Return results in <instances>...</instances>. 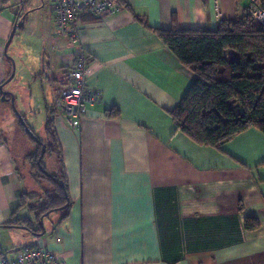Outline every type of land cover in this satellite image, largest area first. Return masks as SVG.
Wrapping results in <instances>:
<instances>
[{
	"label": "crops",
	"instance_id": "0c3cea01",
	"mask_svg": "<svg viewBox=\"0 0 264 264\" xmlns=\"http://www.w3.org/2000/svg\"><path fill=\"white\" fill-rule=\"evenodd\" d=\"M118 3L115 15L82 16L81 43L74 45L57 33L48 0L43 64L57 81L85 56L86 87L102 98L78 129L56 116L72 200L68 214L45 217L43 235L1 227L0 254L14 258L25 247H39L64 264H264V132L250 128L222 148L182 132L171 112L197 75L158 31H213L247 12V2ZM20 7L0 0V87L11 73L5 46ZM24 183L1 142L0 225L13 215H35L22 214ZM248 218L258 219L259 227L248 230Z\"/></svg>",
	"mask_w": 264,
	"mask_h": 264
},
{
	"label": "trees",
	"instance_id": "16d2710c",
	"mask_svg": "<svg viewBox=\"0 0 264 264\" xmlns=\"http://www.w3.org/2000/svg\"><path fill=\"white\" fill-rule=\"evenodd\" d=\"M26 3L25 1L20 7L18 19L23 15L27 17L28 10L23 11ZM158 31L163 43L183 65L197 75L180 103L171 112L182 132L200 145L216 148H222L250 128L256 127L264 132V25H259L247 10L235 19L223 21L213 31ZM38 74L42 75L44 71ZM69 75L54 81L53 87H57L54 89V99L68 85ZM7 97L11 98L10 95ZM6 101H2V104ZM46 108L50 114L46 127L47 139L37 136L27 117L21 114L30 130L28 131L14 108L13 111L20 121V127L36 146V150L27 157L32 172L36 170L32 176L37 182H49L52 190H48L46 197L35 206L29 203L33 194L25 192L21 207L35 213L34 218L13 215L0 228L26 227L31 232L40 233L44 230L40 225L42 217H47L54 211H60L66 216L72 205L63 150L55 128L56 116L59 115L55 100L51 106L47 104ZM108 115L116 116V112H108ZM44 146L46 151L42 156ZM9 149L11 150L10 147ZM11 155L13 157L12 152ZM54 155L57 166L53 172H49L45 160ZM245 226L248 230H255L259 227V221L248 218Z\"/></svg>",
	"mask_w": 264,
	"mask_h": 264
},
{
	"label": "rangeland",
	"instance_id": "374dc122",
	"mask_svg": "<svg viewBox=\"0 0 264 264\" xmlns=\"http://www.w3.org/2000/svg\"><path fill=\"white\" fill-rule=\"evenodd\" d=\"M25 1L27 3L23 6V11L28 10L25 25L18 29L8 50L9 57L16 63V76L5 86V89L14 93L16 107L27 117L29 125L35 130L37 136L47 139L46 127L50 114L46 105L55 100L53 99L52 71H47L48 68L43 64V54L48 46L45 26L47 28L49 26L47 24L50 22V11L48 0H34L31 5L29 4L32 0ZM11 2L20 3L22 6L21 0H11ZM57 36L60 38L59 35ZM10 66L12 73L11 62ZM41 71H44V74L39 75ZM0 140L6 142L11 148L19 176L25 182L22 185L23 190L33 194L29 203H33V206L39 205L46 197V192L52 190V187L47 181L37 182L33 178L32 173L36 170L32 172L27 157L36 150V146L20 127V121L15 116L12 103L9 101L0 105ZM45 164L48 171L53 172L57 166L56 156L47 157ZM23 211L22 214L28 216L33 214L28 208ZM59 213L60 211H54L50 214L51 218H57ZM2 231L4 229L0 230V235Z\"/></svg>",
	"mask_w": 264,
	"mask_h": 264
},
{
	"label": "built area",
	"instance_id": "2783aa9c",
	"mask_svg": "<svg viewBox=\"0 0 264 264\" xmlns=\"http://www.w3.org/2000/svg\"><path fill=\"white\" fill-rule=\"evenodd\" d=\"M248 11L253 19L264 25V0H245ZM57 33L70 40L74 45H80L82 30L79 21L84 15L94 18L112 16L120 11L117 0H51ZM88 74L85 56L76 59L71 70L68 85L55 98L59 114L66 124L73 129L81 127L82 119L89 107L101 101L102 92L86 87ZM0 264H64V261L54 252L46 248L25 247L20 253L10 258L0 254Z\"/></svg>",
	"mask_w": 264,
	"mask_h": 264
},
{
	"label": "water",
	"instance_id": "95a60500",
	"mask_svg": "<svg viewBox=\"0 0 264 264\" xmlns=\"http://www.w3.org/2000/svg\"><path fill=\"white\" fill-rule=\"evenodd\" d=\"M25 19H26V15H23L21 19H18L17 23H16V24L14 25V27H13V30H12V32H11V34H10V37H9L7 43H6V46H5V55H6V58H7L9 61H11V63H12L13 72H12L11 76H10V77H9L4 83H3V84L1 85V87H0L1 94H2V101L11 100L12 105H13V108H14V111H15L16 114H18L20 117H21V113L19 112L18 108L16 107V96L14 95V93L7 91V90L5 89V86H6L8 83H10V82L15 78V76H16V71H17L16 63H15V60H14L13 58L9 57V55H8V50H9V47H10V45H11V43H12L14 37L16 36V33H17L18 29H19V28H22V27L24 26V24H25ZM8 95H10L11 98H8V97H7ZM21 121H22V123L27 127L28 131H30L29 128H28V126H27V124H26V121L24 120V118L21 117ZM30 133H31V132H30ZM45 151H46V147L44 146V148H43V152H42V156L45 155ZM44 218H45V217H42V219L40 220V225H42L43 228H44L43 232H40V233H38V232H33L35 235H43L44 232L46 231L45 224H44ZM23 228L27 229L26 227H23Z\"/></svg>",
	"mask_w": 264,
	"mask_h": 264
}]
</instances>
